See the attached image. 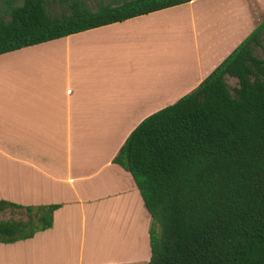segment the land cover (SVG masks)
Here are the masks:
<instances>
[{
    "label": "crops",
    "instance_id": "obj_1",
    "mask_svg": "<svg viewBox=\"0 0 264 264\" xmlns=\"http://www.w3.org/2000/svg\"><path fill=\"white\" fill-rule=\"evenodd\" d=\"M248 1L237 24L192 0L0 54V200L57 204L0 264H147L150 217L111 160L264 17Z\"/></svg>",
    "mask_w": 264,
    "mask_h": 264
},
{
    "label": "trees",
    "instance_id": "obj_2",
    "mask_svg": "<svg viewBox=\"0 0 264 264\" xmlns=\"http://www.w3.org/2000/svg\"><path fill=\"white\" fill-rule=\"evenodd\" d=\"M4 0L0 54L192 0ZM264 17L188 93L143 118L112 162L151 225L147 264H264ZM235 79L230 86L226 78ZM57 204L0 200V242L47 228ZM15 213V212H14Z\"/></svg>",
    "mask_w": 264,
    "mask_h": 264
},
{
    "label": "rangeland",
    "instance_id": "obj_3",
    "mask_svg": "<svg viewBox=\"0 0 264 264\" xmlns=\"http://www.w3.org/2000/svg\"><path fill=\"white\" fill-rule=\"evenodd\" d=\"M97 1L98 0H84L86 6H88L90 9L95 8ZM238 2L241 3L239 7H237L239 4ZM256 2L257 4H255L252 0L253 11L256 10L257 6L259 10H264V6H263L264 0H256ZM14 3L15 4L20 3V0H16ZM209 4L214 5L213 8H211L215 12L214 15H220L225 19V21H228L230 25L233 24V21H235L237 24L239 20L241 21L248 18L246 16V13L248 12V4H249L248 0H209ZM3 7H4V0H0V12H2L1 10L3 9ZM46 7L48 12L52 15H58L60 13V6L58 5L56 0H46ZM251 25H253V22H251ZM250 29H252V26ZM260 40H261L262 48L255 47L254 54L259 57H264V30L260 34ZM226 82L230 86L235 85V79L233 78L227 77ZM14 212L10 213V211L6 209L2 213H0V218H4V219L8 217L25 218L24 211H20V212L14 211Z\"/></svg>",
    "mask_w": 264,
    "mask_h": 264
}]
</instances>
